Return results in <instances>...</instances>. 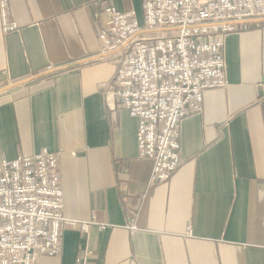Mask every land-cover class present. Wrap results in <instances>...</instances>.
<instances>
[{
	"label": "crops",
	"instance_id": "1",
	"mask_svg": "<svg viewBox=\"0 0 264 264\" xmlns=\"http://www.w3.org/2000/svg\"><path fill=\"white\" fill-rule=\"evenodd\" d=\"M143 3L9 0L8 33L0 11V89L68 67L0 93V154L59 158L62 252L39 264H264V23L225 36L226 86L183 120L180 168L153 184L117 57L79 64L104 54L106 7L141 19Z\"/></svg>",
	"mask_w": 264,
	"mask_h": 264
},
{
	"label": "built area",
	"instance_id": "2",
	"mask_svg": "<svg viewBox=\"0 0 264 264\" xmlns=\"http://www.w3.org/2000/svg\"><path fill=\"white\" fill-rule=\"evenodd\" d=\"M8 5L0 0L5 33L17 29ZM103 12V53L120 50L113 55L116 105L139 120L140 157L153 163L151 182L166 183L181 165V123L202 112L206 91L226 86L225 36L238 30L235 22L264 19V0H144L141 19L113 7ZM66 222L58 155L0 154V264L58 256Z\"/></svg>",
	"mask_w": 264,
	"mask_h": 264
},
{
	"label": "water",
	"instance_id": "3",
	"mask_svg": "<svg viewBox=\"0 0 264 264\" xmlns=\"http://www.w3.org/2000/svg\"><path fill=\"white\" fill-rule=\"evenodd\" d=\"M255 23H264V19L245 20V21L235 22L234 24L237 25V24H255ZM119 52H120V50H116V51L111 52V53L102 54V55H100V56H97V57H94V58H90V59H88V60H85V61H83V62H80L79 64L87 63V62L94 61V60L101 59V58L108 57V56H113V55H115V54H117V53H119ZM66 68H68V67H61V68H57V69H53V70H49V71H47V72H45V73H43V74H39V75H37V76H34V77H31V78H28V79L22 80V81H20V82L15 83V84H11V85H9V86H6V87L0 89V93H1V92H4V91L11 90V89H14V88H16V87H19V86H21V85H24V84H26V83H29V82H31V81H34V80H36V79H39V78H41V77H43V76H46V75H49V74H53V73H55V72H58V71L64 70V69H66Z\"/></svg>",
	"mask_w": 264,
	"mask_h": 264
}]
</instances>
